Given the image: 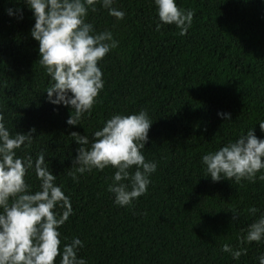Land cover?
<instances>
[{"label":"trees","instance_id":"16d2710c","mask_svg":"<svg viewBox=\"0 0 264 264\" xmlns=\"http://www.w3.org/2000/svg\"><path fill=\"white\" fill-rule=\"evenodd\" d=\"M176 4L193 12L183 36L171 24L157 29L152 0H114L125 13L120 20L94 0L86 22L96 32L110 30L118 46L98 62L104 84L92 108L69 126V109L48 103L44 93L50 77L30 36L31 11L23 0H0V117L10 134L35 130L16 154L22 160L44 154L72 209L58 228L61 244L78 237L83 247L76 254L86 264H258L264 252V241L242 242L247 225L264 212V180L212 182L200 162L249 128L264 137L257 124L264 119V2ZM140 109L153 122L141 151L157 168L146 192L120 207L106 190L112 167L75 179L68 174L79 147L69 134L91 139L112 114ZM218 111L230 113V121ZM24 179L38 190L31 170ZM224 243L244 252L233 260L219 250Z\"/></svg>","mask_w":264,"mask_h":264},{"label":"clouds","instance_id":"9594fccd","mask_svg":"<svg viewBox=\"0 0 264 264\" xmlns=\"http://www.w3.org/2000/svg\"><path fill=\"white\" fill-rule=\"evenodd\" d=\"M264 2V0H262ZM31 11L34 23L30 36L37 42L38 62L50 77L46 91L47 102L66 106L69 115L66 125H79L82 114L89 111L103 88L104 81L98 62L118 46L110 30L96 32L85 17L95 10L94 0H23ZM109 16L120 20L124 11L114 7V0H99ZM158 23L174 25L180 36L191 25L193 12L180 8L176 0H152ZM13 16L14 10H5ZM15 12H22L19 8ZM217 117L230 121V113L217 112ZM153 122L145 110L129 114L114 113L101 127L87 135L71 132L69 136L79 145L75 149L72 166L75 173L84 174L93 169H114L106 190L113 196V204L130 206L142 196L150 183L149 177L156 171L155 160H146L144 145ZM264 133V119L257 122ZM253 128L229 140L214 151L200 157L204 173L212 182L234 180L236 182L264 180V137L257 138ZM34 129L10 134L0 117V264H86L77 256L83 244L78 237L61 244L58 228L71 215L69 198L55 175L45 163L44 154L37 153L35 160L16 154L21 146L31 143ZM31 170L39 181L38 190L32 191L25 182ZM260 172L259 176L256 173ZM250 213L257 209L250 208ZM235 219V214L233 213ZM241 238L238 237V240ZM264 241V212L247 225L242 242ZM221 252L229 253L237 260L243 248L220 245ZM258 264H264V252L257 256Z\"/></svg>","mask_w":264,"mask_h":264}]
</instances>
